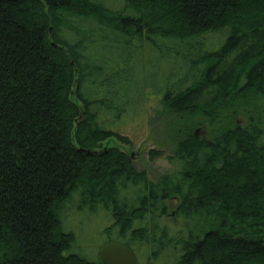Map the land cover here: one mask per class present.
I'll list each match as a JSON object with an SVG mask.
<instances>
[{
    "label": "trees",
    "instance_id": "trees-1",
    "mask_svg": "<svg viewBox=\"0 0 264 264\" xmlns=\"http://www.w3.org/2000/svg\"><path fill=\"white\" fill-rule=\"evenodd\" d=\"M123 1L0 0V264H104L73 251L98 218L154 264H264V0ZM158 37L176 42L154 117L175 147L151 181L112 128L150 101L114 103L104 52Z\"/></svg>",
    "mask_w": 264,
    "mask_h": 264
},
{
    "label": "rangeland",
    "instance_id": "rangeland-1",
    "mask_svg": "<svg viewBox=\"0 0 264 264\" xmlns=\"http://www.w3.org/2000/svg\"><path fill=\"white\" fill-rule=\"evenodd\" d=\"M102 2L114 9L123 8V0H102ZM217 39L216 35H212L210 41H215ZM158 40V41H157ZM150 47L154 50L148 55L145 50L138 49L130 59L127 54L121 51V48L116 49L114 46L110 51L104 52L108 63L106 66V72L110 76L109 82L106 84L107 87L120 86L122 92L119 96L114 95L113 101L118 104L120 109H123L124 101H134L136 103L134 110L127 105L128 114L137 116L144 111L142 106V101L148 99L150 104L145 110V113L140 117H129L126 121L122 123H115L112 128L115 129L121 136L128 137L130 142L127 145H123L121 148H127L128 152L132 155L134 160V166L137 170H144L150 179L156 181L159 176L164 173L169 172L170 165L166 159L175 147V144L171 139L166 136V133L162 127V118L155 119V114L157 109H159L160 104H158L157 99L162 97V83L161 76L155 73V70L161 68L162 70L174 69L177 64L175 62H166L164 59L167 55L171 54L172 47L175 45V41L162 39L161 37L155 38V44L152 41H148ZM219 42L213 44L210 49H215L219 47ZM155 46V47H154ZM158 48V49H157ZM205 49L209 48V44L206 43ZM203 48V49H204ZM124 57V63H116L118 54ZM120 70V71H119ZM130 81V82H129ZM132 81V84H131ZM132 85V86H130ZM131 87V88H130ZM108 89V88H107ZM118 101V102H117ZM143 109V110H142ZM262 114L259 115L261 119L264 120V104H261ZM118 113V110L117 112ZM115 115V112H114ZM205 132L203 131L202 134ZM156 150L160 151L161 155L159 157L151 159L150 151ZM92 218V217H91ZM76 220V218H73ZM74 220L72 223L78 225ZM100 219L92 221L94 226H90L93 229V234L90 236L87 232H84L82 228L77 226L75 230L71 228L76 236L75 245L73 251L78 252L91 260H98L99 250L103 244L107 241H117L115 238L116 232H112V235L108 236L106 230L110 228L109 223L102 221ZM159 221L174 230H177L182 226V221H173L171 217L167 218L161 216ZM87 225V224H86ZM86 225L81 227L86 228ZM90 236V237H89ZM122 242V241H121ZM137 261L139 264H143L147 258V255L135 253Z\"/></svg>",
    "mask_w": 264,
    "mask_h": 264
},
{
    "label": "water",
    "instance_id": "water-1",
    "mask_svg": "<svg viewBox=\"0 0 264 264\" xmlns=\"http://www.w3.org/2000/svg\"><path fill=\"white\" fill-rule=\"evenodd\" d=\"M199 130L200 127L196 128L195 133ZM99 257L104 264H138L132 251L125 244L117 241H108L103 244L99 250Z\"/></svg>",
    "mask_w": 264,
    "mask_h": 264
},
{
    "label": "flooded vegetation",
    "instance_id": "flooded-vegetation-1",
    "mask_svg": "<svg viewBox=\"0 0 264 264\" xmlns=\"http://www.w3.org/2000/svg\"><path fill=\"white\" fill-rule=\"evenodd\" d=\"M130 154V153H129ZM131 160H132V164L134 165V160L132 158V155L130 154ZM135 167V166H134ZM139 171V170H138ZM139 172H145L144 170H140ZM146 173V172H145ZM146 177L151 180L154 181V179H150L148 177V175L146 174ZM160 177V176H159ZM158 177V178H159ZM176 205H177V199L176 196H169L168 198L164 199L160 205L159 208V212H162L161 215L165 216L167 218L171 217L173 221H176L177 219L175 218V213H176ZM113 241V240H111ZM108 242V241H107ZM118 242V241H117ZM126 245V244H125ZM127 246V245H126ZM128 247V246H127ZM129 248V247H128ZM130 249V248H129ZM131 250V249H130ZM132 251V250H131ZM133 253V251H132ZM134 254V253H133ZM135 256V254H134ZM136 257V256H135ZM137 259V258H136ZM138 262V261H137ZM148 262H152V264H154V260L150 259V258H146L145 262L143 264H147ZM139 264V263H138Z\"/></svg>",
    "mask_w": 264,
    "mask_h": 264
}]
</instances>
